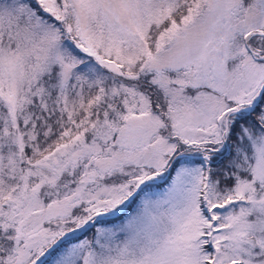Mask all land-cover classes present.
Here are the masks:
<instances>
[{
	"label": "snow or ice",
	"instance_id": "snow-or-ice-1",
	"mask_svg": "<svg viewBox=\"0 0 264 264\" xmlns=\"http://www.w3.org/2000/svg\"><path fill=\"white\" fill-rule=\"evenodd\" d=\"M0 264H264V0H0Z\"/></svg>",
	"mask_w": 264,
	"mask_h": 264
}]
</instances>
